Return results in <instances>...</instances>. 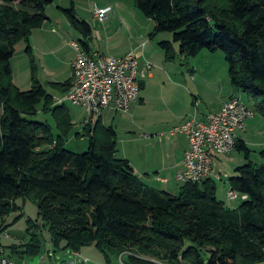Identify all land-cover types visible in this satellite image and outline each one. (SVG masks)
<instances>
[{
    "label": "trees",
    "instance_id": "obj_1",
    "mask_svg": "<svg viewBox=\"0 0 264 264\" xmlns=\"http://www.w3.org/2000/svg\"><path fill=\"white\" fill-rule=\"evenodd\" d=\"M54 1L0 0V234L22 217L8 221L23 208L18 199H31L38 208L37 219L26 220L28 240L10 245V252L40 254L43 228L53 251L94 246L107 263L125 254L126 264H264V163L250 160L243 140L236 149L245 151L247 162L229 177L230 187L247 195L237 207L217 197L212 177L182 184L176 194L146 185L129 160L118 156L116 130L101 117L80 133L89 138L85 152L65 148L74 124L67 106L55 104V95L39 81L30 45ZM69 1V8H59L91 39V25L76 17L74 0ZM135 5L154 21L152 37L171 34L159 42L165 61L203 50L223 52L234 92L259 99L255 109L264 116V0H135ZM87 40L81 41L86 51ZM20 41L27 44L31 64L28 90L13 81L11 59ZM71 83L72 78L49 82L59 94ZM39 110L51 114L56 134L47 122L32 119Z\"/></svg>",
    "mask_w": 264,
    "mask_h": 264
},
{
    "label": "rangeland",
    "instance_id": "obj_2",
    "mask_svg": "<svg viewBox=\"0 0 264 264\" xmlns=\"http://www.w3.org/2000/svg\"><path fill=\"white\" fill-rule=\"evenodd\" d=\"M74 4L76 17L87 21L91 25L92 38L85 39L82 33L71 25L64 11L59 8H69V0H55L49 4L45 9L47 20L40 28L34 29L30 36V45L35 55L39 81L48 92L58 94L49 82L64 81L68 78L69 63L76 54L70 44L71 41L80 43V41L87 40L92 47H100L102 52L113 56H121L135 51L140 56V69L144 70L142 75L143 87L140 91L141 100L132 104L127 112L116 113L105 110L103 113L104 120L107 124H112L116 128L118 142H123L130 151L133 149L138 151V158L142 159L143 153H148L153 162L156 161L158 164L164 162L165 164V161L159 155V150L163 147L166 149L165 145L173 141L182 144L187 141L186 135H169L168 131L171 126L181 122L187 109L189 111L192 109L191 100L193 101L195 95L188 90L193 89L191 80L193 69L199 67V69H202L201 73L204 74V69L214 68L219 76L218 82L202 87L208 99H205L200 108H206L207 105L212 108L213 105L208 100H214L218 95H223V86L225 88L228 85L232 87L223 52L211 53L203 50L198 58L194 56L185 58L177 55L173 61H165L164 51L159 42L170 39L171 34L163 32L152 37L151 33L155 26L154 21L147 18L136 7L135 0H74ZM95 6L110 7L111 11L107 17L109 19L104 22L98 21L93 13ZM26 45L25 41L18 42L15 45L14 55L11 59L13 79L15 84L22 90H28L31 87V64L29 56L25 52ZM203 53H208L210 56H202ZM207 58H210L208 63L205 61ZM209 74L211 75V73ZM238 95L244 103L255 109L259 99L248 96L244 92H238ZM64 104L71 113L74 124L71 135L65 141V148L73 152H85L88 149L89 138L87 135H81L80 133L83 132L82 122L86 117V111L68 101ZM196 108L197 105H195V111L198 110ZM254 116L252 122L246 123L248 135L246 146L250 150V160L256 164H263L264 116L256 109ZM32 119L47 122L52 127V132L57 133L51 114L39 110ZM160 131L164 132L163 135ZM77 133L79 135H76ZM153 134L155 135L153 136ZM144 135H148V137ZM246 162L245 151L236 149L231 156L229 154L220 155V160L213 167L212 176L217 185V197L230 207H237L241 199H228L229 177L235 174L237 166ZM170 186L165 188L162 185H156L157 189L172 194L178 193L180 186L178 182L172 180ZM16 203L23 205V208L10 214L8 221L12 222L14 217L20 213L23 215L7 230L9 237H2L6 254L11 256L15 264L21 261V256L12 254L10 245L26 242L29 238L26 231V220L27 218L37 219L38 217L37 205L31 199H26L24 202L22 199H18ZM41 230L44 240L42 251L35 256H25L26 260L46 254L48 252L47 248L52 252L53 248L48 241V232L43 228ZM92 248L95 255L100 253L94 246ZM124 255L119 254L118 257Z\"/></svg>",
    "mask_w": 264,
    "mask_h": 264
},
{
    "label": "built area",
    "instance_id": "obj_3",
    "mask_svg": "<svg viewBox=\"0 0 264 264\" xmlns=\"http://www.w3.org/2000/svg\"><path fill=\"white\" fill-rule=\"evenodd\" d=\"M110 11V7L95 6L93 9L94 16L100 22L107 19ZM70 44L76 52L71 62V84H76V91L54 96L55 104L68 101L84 108L86 117L82 125L86 126L99 118L106 108L127 112L133 103L139 101L144 73L140 69L139 54L131 51L117 57L95 51L91 55H84V48L79 42L71 41ZM254 114L253 108L234 95L219 111L209 112L204 118L191 115L184 122L169 129V135L184 134L189 141V147L183 156V168L176 175L177 182L182 185L211 177L215 158L235 149L238 133L244 130L246 120ZM227 197L229 200L246 199L247 195L230 187ZM8 236L7 231L0 234V264H14L2 243V237ZM76 254L80 256L78 252ZM80 258L83 262L88 260L83 256ZM62 264L76 263L68 261Z\"/></svg>",
    "mask_w": 264,
    "mask_h": 264
},
{
    "label": "crops",
    "instance_id": "obj_4",
    "mask_svg": "<svg viewBox=\"0 0 264 264\" xmlns=\"http://www.w3.org/2000/svg\"><path fill=\"white\" fill-rule=\"evenodd\" d=\"M170 39H167V40H170ZM80 44L82 45L81 41H80ZM174 46H175V48L177 47L176 44ZM88 48L89 49L87 51L84 49V51L88 54H91V52H95V51L105 54L104 52L101 51L100 47H92L89 44ZM201 52H199L194 57L198 58V56H200V54H202ZM121 56H123V55H121ZM202 56H210V55H208V53H203ZM117 57H120V56H117ZM205 61L208 63L210 61V58H207ZM71 62L72 61H70V63H69V71H68V78L67 79L72 78ZM201 70L202 69H199V67H198L196 69H193V71H192V75H191L192 79L191 80H192V84H193V86H192L193 89L192 90L190 89L188 91L192 92L195 96H194L193 101L191 100L192 109L190 111L188 109L186 110L187 112L185 113V116H183V117L181 116L182 120L180 123H182L185 120H187L188 118H190L191 115H196L198 118H204L209 112L219 111L222 108V106L225 104V102L231 96H234V95L239 96L238 93L234 92L232 87H229V85L227 86V88H225V86H223V93H222L223 95H221V96L218 95L217 98L214 100H212V99L208 100V101H210L209 103H211V105H213L212 108H209V106L207 104H206L207 105L206 108H200L202 103H204L205 99H208V98H206L202 87L212 85L214 82L219 81V76L217 75L216 69H214V68L209 69V67H208L207 69H204V71H205L204 74L201 73ZM12 71H13V69H12ZM209 73H211V75ZM210 76L212 78H208ZM212 79H214V80H212ZM13 81H14V79H13ZM52 82H62V81H52ZM14 83H15V81H14ZM141 83H143V79H141ZM16 86L18 87V85H16ZM18 88H20V87H18ZM58 94H54V95L56 96ZM140 99H139V101H140ZM139 101H137V102H139ZM133 104H135V103H133ZM195 105H197V108H196V110L198 109L197 111H195ZM77 107H79V106H77ZM80 108H82V107H80ZM105 110H111L113 112H116V111H114L112 108L109 107V108L104 109L102 111V115L100 116L104 125H106V126L112 125V124H107L104 120L103 113ZM70 116H71V113H70ZM254 117L255 116L248 118L245 122L244 130L238 133V139L243 140L246 145L248 144V142H247L248 135H247L246 123H248L249 121L252 122ZM71 119H72V116H71ZM94 120H96V119H94ZM251 122L249 123V125L251 124ZM172 127L173 126H171L170 129ZM115 130H116V128H115ZM160 132L164 133L163 131H160ZM155 134H153V136ZM117 136H118V134H117ZM117 146H118V155L122 158H126L129 160V162H130V164L134 170V173L140 179H142L146 185H148L150 187H154V188H157L156 185H162L163 187L168 188V187H171L170 183L172 180L177 182L176 175L183 168V164H182L183 156H184L185 150L189 147V141L187 139V141L184 144H182L178 141H173L172 143L165 145L166 149H164V147H163L161 150H159V155L162 157V160L165 161V164H164V162H162V164H158L156 161L153 162L151 160L150 154H148V153H143L144 155H143L142 159L138 158V153H137L138 151L137 150L133 149L132 151H130L127 148V145H124L123 142H118V140H117ZM235 150H236V147L231 153H229V155L231 156ZM262 153L264 155V150L262 151ZM231 158H233V157H231ZM218 160H220V156H217L215 158L214 163H213V167H215V163ZM167 163H169V164H167ZM172 173H174V174H172ZM211 177L213 178V176H211ZM48 241H49V238H48ZM22 243H24V242H22ZM3 244H4V242H3ZM16 245H19V244H16ZM92 247L93 246L85 247V248L81 249L80 252H78L80 254V256L88 258V260L86 262H83L81 260L80 256H78L76 254L77 252H72L69 250H58L59 252L52 250V252H50L49 249L47 248L48 252L46 254L41 255L40 257H36L34 259H30V260H26L24 257H21V261L19 263H16V264H62L63 262H68V261H73L76 264H126L124 261L125 255L123 257H121L122 256V254H121L120 258L118 256H115L110 263H107L105 261L103 255H102V253H99V254L97 253L95 255L94 249ZM9 257L11 258V256H9ZM153 261L155 264H168V263H164V262H161L158 260H153ZM178 264H186V263L180 262Z\"/></svg>",
    "mask_w": 264,
    "mask_h": 264
},
{
    "label": "bare ground",
    "instance_id": "obj_5",
    "mask_svg": "<svg viewBox=\"0 0 264 264\" xmlns=\"http://www.w3.org/2000/svg\"><path fill=\"white\" fill-rule=\"evenodd\" d=\"M84 55H91V54H88L84 51ZM73 91H76V84H71V87L67 92H73Z\"/></svg>",
    "mask_w": 264,
    "mask_h": 264
}]
</instances>
